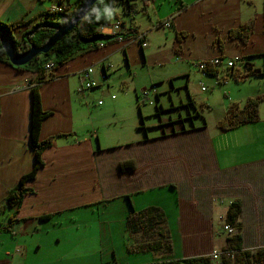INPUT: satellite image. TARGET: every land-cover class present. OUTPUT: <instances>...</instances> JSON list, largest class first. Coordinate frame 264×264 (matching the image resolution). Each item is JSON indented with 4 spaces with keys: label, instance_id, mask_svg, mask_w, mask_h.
<instances>
[{
    "label": "crops",
    "instance_id": "1",
    "mask_svg": "<svg viewBox=\"0 0 264 264\" xmlns=\"http://www.w3.org/2000/svg\"><path fill=\"white\" fill-rule=\"evenodd\" d=\"M139 2L131 1L135 11L126 15L133 17L132 24L126 26L136 33H145L146 41L156 30L171 29V49L187 63L239 57L264 72L260 65L264 64V60L261 61L264 59V0ZM77 4L78 0H0V22H24L19 28L24 34L57 6H66L71 11ZM140 11L149 18L146 29L137 23ZM112 14L117 18L110 27L98 31L115 33L118 30L112 28V24L126 23L119 19L115 9ZM168 19L170 28L162 25ZM249 20H255V28L248 43L228 36L230 29ZM138 21L142 23L140 17ZM139 46L145 60L148 45L142 49L140 43L132 44L130 37L80 51L57 64L51 72L44 67L39 71L33 67L19 69L0 62V206L21 177L35 165L30 141L31 90L35 85L39 88L43 109L49 113L42 122L40 139L54 137L52 144L42 152L43 166L35 178L25 182L31 190L23 195L19 209L7 208L0 212V264H86V257L98 254L101 264H122L116 259L105 263L102 256L111 250L115 253V232L108 229L110 216H120L125 222L133 210L152 205L162 208L168 218L167 230L173 240V250L169 253L172 259L212 255L214 251L221 252L227 244L222 221L236 199L242 203L239 222L243 249L264 248V101L259 121L214 134L209 132L207 124L203 128L193 127L194 124L186 126L182 117L162 120L158 112L162 122L147 126L144 120L147 115L138 114L136 122L133 105L125 107L130 118L105 116L124 106L104 101L95 105L93 100L100 94L108 98L111 89L127 82L128 75H114L113 63L123 55L126 63L132 65L137 61L133 52ZM164 56H168L167 48ZM239 62L235 70L239 69ZM88 67H93L92 78L98 84L80 91L85 83L81 73ZM224 68L218 67L217 76L203 77L207 76L205 81L213 85H228V107L233 102L241 105L249 97L264 94V81L260 85L264 75L245 81L231 77L240 87L238 91L247 90L244 97L233 94L230 76H221L219 72ZM255 78H259L257 85L252 82ZM203 81L201 79L200 83ZM157 90L151 94L156 95L154 105L156 100L161 103ZM189 98L188 102L182 100L181 106H195V99L190 94ZM142 99L143 103H148L147 99ZM176 121H180V125L175 126ZM159 124L171 126L161 133L151 132ZM134 128L136 137L120 140L124 131ZM126 160L134 161L135 168L121 169L120 163ZM160 190L166 191L163 198L159 197ZM124 225L128 231L126 223ZM8 226L9 230L5 231ZM64 226H72L81 236L92 239L90 243L96 248L85 253L91 255L67 260L46 258L38 238ZM130 236L134 239L131 243H135L138 236ZM109 238L110 248L106 245ZM141 253L148 252L129 254ZM156 259L136 263L153 264ZM213 263L222 264L221 255L213 259Z\"/></svg>",
    "mask_w": 264,
    "mask_h": 264
},
{
    "label": "trees",
    "instance_id": "2",
    "mask_svg": "<svg viewBox=\"0 0 264 264\" xmlns=\"http://www.w3.org/2000/svg\"><path fill=\"white\" fill-rule=\"evenodd\" d=\"M86 0H78L77 6L69 11L52 12L48 15L61 14L62 21L57 22H38L34 24L31 29L23 34L22 41H17L14 37V30L19 29L25 25L24 22H16L11 24H5L0 22V26L6 30L10 39L13 41L16 51L21 52L29 48V43H35L36 45L44 44L57 30L59 26L71 20L75 14L80 10V7ZM132 0H100L97 1L88 12L85 17L84 25L80 26V22L72 32L64 36L58 41L54 47L43 58L40 59V55L36 56L33 60L23 66H16L19 69L33 67L39 71L44 67L48 61L55 62V65L62 64L67 61L74 54L93 48H100L113 41H119L120 39H129L136 32L130 27L126 26V23L120 22V28L115 33H103L98 31L100 28H105L108 23L106 17L112 14L115 3H120L124 9L125 15H131L134 13L135 4L131 3ZM117 18V16H115ZM133 19V17H132ZM255 28V20H249L240 24L237 28L229 30V37L231 39H237L246 44L252 38ZM133 33V34H132ZM180 34L177 35L179 38ZM28 38V40H27ZM241 58L239 63H243L244 69L230 71L236 81H245L253 77L264 75V72L254 67L248 60L244 61ZM0 62L11 64L9 58L0 41ZM12 65V64H11ZM207 75L216 76L217 70L211 68L205 70ZM42 77V76H41ZM32 108H31V130L30 141L35 153V165L32 170L24 174L15 188L10 190L6 197L4 205L0 206V212L8 209L17 211L22 203V198L25 193L30 191V188L25 186V182L35 178L40 167L43 166L42 152L48 146H50L54 140V137L47 138L46 140L40 139V132L43 120L49 115L43 109L42 101L40 97L39 88L37 85L32 87ZM158 97V95H157ZM264 101V94L255 97H249L241 106L237 102H233L229 105L226 116L219 121L218 127L222 131H228L235 129L241 125L254 123L260 120V106ZM160 109V108H159ZM158 111H163L161 109ZM195 116L203 119V124H206V120L203 115L196 111ZM188 118L192 119V116ZM121 169L135 168V163L132 160L122 161L119 165ZM242 214V203L239 199L234 200L226 212L224 221L233 227L238 232L232 236H227V244L221 250V261L223 264H264V248H259L254 251L245 250L242 246V235L240 232L241 223L239 222ZM13 216V215H12ZM13 222V221H12ZM168 218L165 211L159 206H149L142 210H133L126 219L127 230L130 235H141V239L135 243L128 245V251L130 253L140 252H154L163 251L166 253L162 258H157L153 264H214L210 255H200L184 259H172L171 253L173 250V240L167 230ZM166 226V227H165ZM9 226L4 230H9ZM232 251L235 252L234 259L228 255Z\"/></svg>",
    "mask_w": 264,
    "mask_h": 264
},
{
    "label": "rangeland",
    "instance_id": "3",
    "mask_svg": "<svg viewBox=\"0 0 264 264\" xmlns=\"http://www.w3.org/2000/svg\"><path fill=\"white\" fill-rule=\"evenodd\" d=\"M143 0H140L142 2ZM139 2V3H140ZM259 8V6H258ZM115 12L119 15V19L126 21L127 25L132 24V19L125 15L123 12V7L120 3H115L114 6ZM151 12V10H150ZM143 13V14H142ZM139 17L142 19V23L138 21ZM108 23H106L105 28L110 27V23H112L116 18L113 14H110L106 17ZM155 19V18H154ZM63 17L61 14H56L55 16L50 14L45 16L41 21L43 24L47 22H57L62 21ZM137 23L143 29L150 24L148 16L140 11L137 16ZM14 37L17 41H22L23 34L22 31L19 29L14 30ZM172 30H165L161 28L156 30L152 36H149L148 47L145 49V60L141 56L140 46L138 50H134V54L137 55V61L133 62L132 65L126 63L123 55L119 61H115L113 63V70L114 75H128L126 77L127 82L123 85L118 84L111 89L109 97H105L104 95L100 94L94 98V104H101L104 103H112L116 102L119 105H123L124 108L117 109L115 112H107L105 116L108 117H117V118H130L131 115L125 107L133 105L135 113H136V122L139 121L138 114L142 117V114L145 117V123L147 126L150 125H157L161 123L162 120L168 119V117H172L175 120H178L181 117L183 118V122L186 126L194 124L193 127H200L203 128L205 124H203V119L195 116L196 111L200 112L206 120V124L208 130L211 134H214L216 131L220 132L218 127V123L222 120L228 111V104L230 100L227 98L226 94L229 89L227 84L223 85H213L205 81V78L197 68V61L195 63H187L179 59V57L174 53L171 49V41H172ZM131 43L134 45H139L138 40L135 36H131ZM160 48H159V47ZM151 48V49H150ZM168 50V56H164V51ZM161 49V50H160ZM124 54V52H123ZM140 54V56H139ZM44 55H40V58H43ZM168 58V59H164ZM262 59L261 61H263ZM260 64V61H259ZM264 68V64H260ZM191 66V69H189ZM238 68L243 70L244 64L238 63ZM197 68V69H196ZM221 76H230V73L227 68L221 69L219 71ZM130 73V74H129ZM189 73V77L186 75ZM130 75V76H129ZM202 76V77H201ZM201 79H203L204 83H200ZM209 80V79H208ZM260 85H262L264 78H261ZM259 78H255L252 80L255 85L258 84ZM251 82V81H247ZM157 84L152 85L151 84ZM246 83V82H243ZM202 84V85H201ZM230 84L233 86V94L239 95V97H244L246 95V91H238L240 87L236 85L234 80L230 77ZM233 84V85H232ZM248 84V83H247ZM153 86H155V91L160 92V99L161 103L156 100V105L154 103H150L153 100V96L156 99V95H151L153 91ZM202 86H205V89L208 91H202ZM261 87V86H260ZM103 88H106L103 85ZM144 89H148V95H145ZM226 89V90H225ZM105 94H106V90ZM99 91H97L98 93ZM190 92V93H189ZM95 93V95L97 94ZM111 94H114L111 96ZM140 94V99L138 100V95ZM189 94L195 99V106L193 105H182L181 101L188 102L190 100ZM113 97V98H112ZM143 98L147 99L148 103H143ZM189 99V100H188ZM244 99V98H243ZM102 100V101H101ZM139 101V104L137 102ZM264 103V102H263ZM163 104L162 108L163 111H157L159 108L161 109V105ZM244 104V103H243ZM241 104V106L243 105ZM140 105L141 107L139 108ZM172 105L175 108H172ZM179 105V107H176ZM158 108V109H157ZM159 109V110H160ZM170 109V110H169ZM162 114L160 119V115ZM263 112H264V104H263ZM114 113V114H113ZM192 116V119L188 118ZM140 117V118H141ZM193 123H192V122ZM180 121L175 122V126L180 125ZM170 124H159L154 129H151V132L156 130L161 133L162 129H167ZM131 127H134L131 123ZM136 129L130 131H124L125 134L122 135L120 138L121 141H128L129 139H133L137 136L135 133ZM139 134V131H137ZM140 134H143L141 131ZM144 135V134H143ZM133 141V140H131ZM192 149V146H191ZM163 190H160L159 197L163 198L166 195L162 193ZM223 205L221 206V208ZM111 223L108 229H114L115 237H114V245H115V253L113 254L112 250L110 252H105L102 254L104 257V262L107 263L108 261L113 262L114 259L118 260L119 263L122 264H137L136 261H145L148 259L151 262L153 259L162 258L166 253L163 251L158 252H148V253H141V254H129L128 245L134 240L128 231H125V223L124 220L120 216H110ZM222 221V227H223ZM221 226V225H220ZM166 227V226H165ZM92 232V231H90ZM223 234H225L223 232ZM138 238L135 241H139L141 239V235H137ZM40 242V248L45 250L46 258L48 259H58L67 260L72 258H81L89 253L92 249L96 248L93 243H90L92 239L89 237H83L80 235L79 231L76 230L72 226H64L61 227L58 231H48L45 234L41 235L38 238ZM110 238L106 240V245L110 248ZM134 241V242H135ZM55 247V249H54ZM126 247V249L124 248ZM254 251V250H251ZM172 255V254H171ZM86 261V264H101V257L100 254L95 255L93 257L89 256ZM148 262V263H149ZM104 264V263H103Z\"/></svg>",
    "mask_w": 264,
    "mask_h": 264
},
{
    "label": "water",
    "instance_id": "4",
    "mask_svg": "<svg viewBox=\"0 0 264 264\" xmlns=\"http://www.w3.org/2000/svg\"><path fill=\"white\" fill-rule=\"evenodd\" d=\"M97 1L100 0H86L75 16L68 22L59 26L56 32L44 44L36 45L35 43H29V48L21 52L15 50L13 41L10 39L8 33L0 26V41L10 63L13 66H23L40 54L49 53L58 41L72 32L78 23L87 16L88 12L91 10V7Z\"/></svg>",
    "mask_w": 264,
    "mask_h": 264
},
{
    "label": "built area",
    "instance_id": "5",
    "mask_svg": "<svg viewBox=\"0 0 264 264\" xmlns=\"http://www.w3.org/2000/svg\"><path fill=\"white\" fill-rule=\"evenodd\" d=\"M65 7L64 6H59L56 7L54 9V11H62L64 10ZM171 21L168 19L166 21L163 22V25L165 27H170L171 26ZM120 23H114L112 24V28H114L115 30H118L120 28ZM84 25V23H80V26ZM106 26V25H105ZM145 37L144 33H140L137 36V40L142 41L143 38ZM142 47H147V43L145 41H142ZM237 59H231V60H227L225 61L223 58L220 57H215V58H211V59H206V60H201L197 63V67L199 68V70H201L202 72H205V70L207 69H211V68H217L219 66H226L227 68H232L235 65V61ZM55 62L53 61H48L46 64H44V69L47 72H51L54 67H55ZM82 76L84 78V85L80 88V91H83L85 89H90L93 88L95 86H97V82L92 78V74H93V67H88L86 68L82 73ZM205 89V87H203V90ZM153 91L155 92V86H153ZM145 95H148V90L144 91ZM152 104V101L150 102ZM223 230L224 232L228 235L231 236L234 234V227L228 223H225L223 226ZM228 255H230L232 257V260L234 259L235 256V252L232 251L231 253H228ZM212 259H216V258H220V253L218 251H214L212 253Z\"/></svg>",
    "mask_w": 264,
    "mask_h": 264
},
{
    "label": "clouds",
    "instance_id": "6",
    "mask_svg": "<svg viewBox=\"0 0 264 264\" xmlns=\"http://www.w3.org/2000/svg\"><path fill=\"white\" fill-rule=\"evenodd\" d=\"M60 6H63V5H60ZM57 7H59V6H57ZM65 7V9L64 10H62V11H66V9H67V7L66 6H64ZM53 12H61V11H54L53 10ZM85 19V18H84ZM84 19H82L80 22H82V21H84ZM166 21V20H165ZM79 22V23H80ZM164 22V21H163ZM163 22H162V25H163ZM78 23V24H79ZM118 23H120V22H118ZM171 23V22H170ZM165 27V26H164ZM167 28H170V27H167ZM140 33H136L134 36L136 37V39H137V36L139 35ZM145 34V33H144ZM146 35V34H145ZM121 40V39H120ZM123 40V39H122ZM142 41H145L146 43H147V41H146V38L144 37L143 38V40ZM142 41H139L138 40V43H140V45H141V47H142ZM148 45V44H147ZM144 47H142V49H143ZM146 48V47H145ZM220 58H222V57H220ZM232 59H237L236 61H235V65H236V63L240 60V58L239 57H236V58H232ZM225 60V59H224ZM229 60H231V59H229ZM225 61H227V60H225ZM235 65L232 67V68H227L226 66H224L225 68H227L228 69V71H229V73H230V71L234 68L235 69ZM219 67H223V66H219ZM213 69H215V70H217V74H218V67L217 68H213ZM203 74L204 75H207V72H203ZM217 76V75H216ZM229 76V75H228ZM230 77H232V76H230ZM98 84V83H97ZM205 87V86H204ZM144 90H148V89H144ZM202 90H203V88H202ZM204 90H206V89H204ZM155 93H156V91H155ZM152 103H154V101H152ZM226 222L224 221V224H225ZM224 224H223V226H224ZM234 229H235V227H234ZM223 232H224V230H223ZM225 233V232H224ZM234 234H235V231H234ZM233 234V235H234ZM225 235L226 236H228L226 233H225ZM232 236V235H231ZM219 252V251H218ZM220 253V252H219ZM211 256V255H210ZM211 258H212V256H211ZM213 260V259H212ZM223 264V263H222Z\"/></svg>",
    "mask_w": 264,
    "mask_h": 264
}]
</instances>
